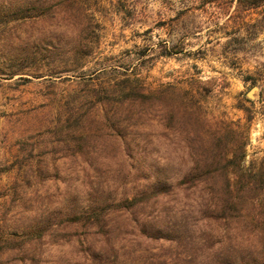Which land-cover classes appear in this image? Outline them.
I'll list each match as a JSON object with an SVG mask.
<instances>
[{
    "label": "rangeland",
    "instance_id": "374dc122",
    "mask_svg": "<svg viewBox=\"0 0 264 264\" xmlns=\"http://www.w3.org/2000/svg\"><path fill=\"white\" fill-rule=\"evenodd\" d=\"M23 1L0 0V10H15L0 13V264H36L33 241L18 225L37 217L32 230L53 221L43 234L44 264H86L89 230L70 221L72 214L101 186L110 202L131 195L150 164L145 139L151 157L172 165L174 176L197 158L195 132L217 161L264 170V7L243 10L238 0H53L47 14L28 17ZM247 75L256 84L244 81ZM167 85L177 88L176 104L197 110L198 123L177 115L170 126L168 99L158 117L133 113L143 107L136 92ZM198 196L178 194L188 207ZM113 205L104 212L121 260L182 264L178 246L190 250L186 239L146 240L131 214Z\"/></svg>",
    "mask_w": 264,
    "mask_h": 264
},
{
    "label": "trees",
    "instance_id": "16d2710c",
    "mask_svg": "<svg viewBox=\"0 0 264 264\" xmlns=\"http://www.w3.org/2000/svg\"><path fill=\"white\" fill-rule=\"evenodd\" d=\"M49 1L53 0H24L21 6L32 11L30 15H27L28 17H41L47 14L45 5ZM56 1L58 4L74 2V0ZM238 3L243 10L250 7H264V0L243 4L241 0H238ZM5 10L6 12L0 10V13L15 11L9 8ZM262 12L264 14V10ZM250 79L253 84H256V80L251 75L243 78L244 81ZM136 93L141 98L139 103L143 107L137 108L133 112L135 114L153 113L154 118L158 117L156 115L161 111V101L168 99L169 105L165 110V116L171 123L170 126L177 115L187 122H199L195 108L185 103L176 104L178 92L174 85H167L148 93ZM137 99L129 98L128 109L136 103ZM156 121L159 122V120ZM192 139L199 143V147L193 148L197 158L183 174L171 175L169 170L160 167L151 157L152 152L145 150V157L150 158V164L143 175L137 177L140 180L136 179L133 182L130 196L126 195L117 201L113 199L110 202L104 194L106 188L101 186L88 193V204L80 208L78 212L70 213L74 216L70 221L79 222L89 230L86 235L90 236L87 247L90 254L88 262L85 261L86 264H114L112 256H115L117 264H128L119 258V248L116 247V239L112 234L114 228L105 218V207L109 204H114L115 211H128L132 216L130 222L146 240L176 239L180 243L186 239L195 257L194 264H264V170L259 168L254 172L251 167L243 168L240 163L232 164V161L223 164L214 159L216 157L212 154V146L203 148L204 140L201 133L195 132ZM210 139H214V134L210 135ZM225 154L223 153L222 156ZM211 155L213 158L209 160L207 157ZM197 162H199L200 170L194 172L192 170L197 167ZM168 166L172 167V165ZM230 172L234 173L232 178L229 176ZM188 176H191V179H186ZM179 192H185L186 196H189L190 192H198L199 196L188 207L185 203L180 204ZM133 201L136 202L132 203ZM226 201L234 209L228 229L230 236L227 239L224 238L223 221L204 212L205 209L223 208ZM176 205L179 207L181 205V209L176 208ZM191 207L195 209L198 216L192 213ZM198 222L202 223L201 226L198 230H193V226ZM213 224H220V227H215ZM40 230L41 228H35L33 231ZM217 233L221 235L225 246L215 253L209 245ZM12 235L15 234L12 233ZM24 237L27 241L37 239L26 234L22 238ZM196 238L195 244L192 241ZM197 251L207 254L201 257L196 253ZM165 263L166 260L151 259L141 264Z\"/></svg>",
    "mask_w": 264,
    "mask_h": 264
},
{
    "label": "clouds",
    "instance_id": "9594fccd",
    "mask_svg": "<svg viewBox=\"0 0 264 264\" xmlns=\"http://www.w3.org/2000/svg\"><path fill=\"white\" fill-rule=\"evenodd\" d=\"M142 145L146 151L151 152V149L149 148L146 139H145V142L142 143ZM128 156H129V154H128ZM155 161L160 167H162L166 170L170 169L172 171V169L168 165L163 164L158 159H155ZM130 165H131L132 169L135 170V163H134L133 159H130ZM199 170H200L199 169V162H197V167L194 168L192 171L198 172ZM186 179H191V176L186 177ZM137 200H139V199H137ZM135 202L136 201H133L132 203H135ZM204 212L206 215H211V216L215 217L216 219L223 221L224 228H225L224 238L225 239L229 238L230 233L228 232V229L230 227V219L234 215V209L231 206V204L226 201L223 208L205 209ZM41 218L42 217H37V218L30 220L27 223L18 225V230L21 231L22 233L28 235L29 237H33V236L37 237V239L35 241H33V245H32V248L34 249L33 255H35V258H36V264H44L42 256H41V253L43 252V247L45 246L43 234L50 229V227L52 226V223H53V221H51V223L47 224L39 232L33 231L32 226L36 223V221L40 220ZM224 246H225V244L223 243V240L219 237L213 238L212 243L209 245V247H211L215 250V253L218 250L222 249ZM178 252H182L185 256V258L182 261V264H194L195 257L192 254V250H185V249L181 248L180 246H178ZM93 254L95 255V253H93ZM112 258H113L114 264H117L115 256H112Z\"/></svg>",
    "mask_w": 264,
    "mask_h": 264
},
{
    "label": "water",
    "instance_id": "95a60500",
    "mask_svg": "<svg viewBox=\"0 0 264 264\" xmlns=\"http://www.w3.org/2000/svg\"><path fill=\"white\" fill-rule=\"evenodd\" d=\"M255 90H257V87H253L252 90H251V92H250V94H248V96H252V93H253Z\"/></svg>",
    "mask_w": 264,
    "mask_h": 264
},
{
    "label": "bare ground",
    "instance_id": "6f19581e",
    "mask_svg": "<svg viewBox=\"0 0 264 264\" xmlns=\"http://www.w3.org/2000/svg\"><path fill=\"white\" fill-rule=\"evenodd\" d=\"M250 94V93H249Z\"/></svg>",
    "mask_w": 264,
    "mask_h": 264
},
{
    "label": "snow or ice",
    "instance_id": "6c2138e0",
    "mask_svg": "<svg viewBox=\"0 0 264 264\" xmlns=\"http://www.w3.org/2000/svg\"><path fill=\"white\" fill-rule=\"evenodd\" d=\"M27 251V250H26Z\"/></svg>",
    "mask_w": 264,
    "mask_h": 264
}]
</instances>
